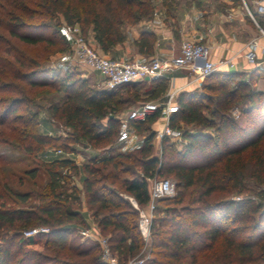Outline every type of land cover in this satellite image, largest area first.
I'll return each instance as SVG.
<instances>
[{
	"label": "trees",
	"instance_id": "obj_1",
	"mask_svg": "<svg viewBox=\"0 0 264 264\" xmlns=\"http://www.w3.org/2000/svg\"><path fill=\"white\" fill-rule=\"evenodd\" d=\"M154 11V0H0V92L10 94L0 125L12 132L26 154L23 160L36 161L25 171L32 180L28 191L7 185L0 167V264H108L98 242L77 239L85 223L78 209L82 200L113 253L126 263L145 241L139 209L120 192L146 208L150 179L160 176L173 177L177 193L157 200L162 207L154 211L147 264H264V91L253 90L236 72H213L200 93L179 94L172 125L180 128L182 120L200 128L184 130L186 144L180 148L163 139L161 153H154L152 130L132 151L91 157L81 166L69 158L45 161L39 156L48 147L72 150L68 142L111 143L122 113L140 98L132 89L122 97L118 89L94 88L79 73L66 71L67 78L60 79L39 46L61 45V51L69 43L62 25L79 24L108 53L125 41L127 26ZM154 41L146 31L137 44L151 53ZM152 84L149 98L168 86L164 78ZM235 107L239 118L231 115ZM42 109L70 127L68 139L40 131ZM155 120L134 125L140 131ZM41 172L47 178L38 183ZM79 172L81 181L75 180ZM240 195L246 197L233 199ZM42 225L49 232L24 236L25 230ZM40 241L43 248H33Z\"/></svg>",
	"mask_w": 264,
	"mask_h": 264
},
{
	"label": "crops",
	"instance_id": "obj_2",
	"mask_svg": "<svg viewBox=\"0 0 264 264\" xmlns=\"http://www.w3.org/2000/svg\"><path fill=\"white\" fill-rule=\"evenodd\" d=\"M166 2H172V4L167 3L169 4L167 5L164 0H154L156 13L136 25L127 26L125 41L113 46L108 53L101 49L92 31L89 32V38L98 50L109 56L122 60H149L177 55L180 52L183 39L202 34L210 49V58L213 61L217 62L221 59L234 61L233 67L225 66L215 72H236L242 80L250 84L253 90L264 91V71L256 69L255 65L245 57L252 40L258 42L259 59L264 57V15L257 13L256 0H168ZM249 11L254 14V18L251 17ZM146 31L155 35L151 53L142 52L137 44L141 34ZM77 63L88 66L78 60ZM90 69L98 75L99 79H102L97 71L94 72L95 70ZM158 78L166 79L168 86L156 98H149V95L154 92L153 79L145 78L129 84L132 90H136L140 94V98H133L131 103L135 105L142 101H160L166 99L170 94H174L177 99L182 92L200 93L204 81L203 78L185 68L177 69ZM129 110L127 108L121 117L126 116ZM160 124V120H155L152 129L155 131L160 127ZM40 128L41 132L47 135H52L53 131L59 129L55 119L47 110H42L40 113ZM132 136L135 140H141L139 137L143 139V134L135 125L132 129ZM80 144L85 147L84 152L75 147L69 152L52 154L53 159L69 158L80 164L83 155H89L92 152L89 143L83 141ZM139 146L141 145L137 147Z\"/></svg>",
	"mask_w": 264,
	"mask_h": 264
},
{
	"label": "built area",
	"instance_id": "obj_3",
	"mask_svg": "<svg viewBox=\"0 0 264 264\" xmlns=\"http://www.w3.org/2000/svg\"><path fill=\"white\" fill-rule=\"evenodd\" d=\"M257 13L264 15V0H256ZM154 13H156L154 11ZM251 17L254 14L249 11ZM69 43L72 45L74 55L78 61L88 65L93 70L97 71L102 76V81L106 89L116 90L122 86L129 85L139 80L155 79L177 69L185 68L191 73L198 75L200 78H205L225 66H234L232 59H221L213 61L210 58V49L205 43V38L202 34L188 36L182 40L180 52L168 58H152L149 60L132 59L122 60L116 57L109 56L98 50L91 39L85 36L79 24L62 29ZM264 33V30H263ZM258 42L252 40L249 50L246 52V59L255 65L256 69L264 71V57L259 59L257 51ZM179 111V105L174 94H170L164 100L145 101L131 108L126 116L120 117V126L118 129L117 144L129 145L133 143L132 129L134 123L144 122L154 116L160 120L161 124L156 129L154 142L159 144L163 139H168L182 147L186 144L183 137V130L172 125V116ZM232 116L239 118L240 111L237 107L231 110ZM161 146V144H160ZM161 153V147H159ZM63 149L48 148L43 152V159L52 161V154H62ZM177 193L176 180L171 177L154 178L150 182V201L146 208H140L136 201H132L135 207L140 211L139 230L145 241V244H150L151 226L154 217V211L157 207V200L162 197H173ZM246 196H234L233 199L241 200ZM257 200L256 196H251ZM49 227L38 226L24 231L25 237H32L40 233L49 232ZM82 236L90 240L97 241L101 248V256L104 262L108 264H147L150 255H143L128 260L126 263H121L118 257L113 253L110 247L107 236L96 233L90 228L80 230ZM145 246V247H146Z\"/></svg>",
	"mask_w": 264,
	"mask_h": 264
},
{
	"label": "rangeland",
	"instance_id": "obj_4",
	"mask_svg": "<svg viewBox=\"0 0 264 264\" xmlns=\"http://www.w3.org/2000/svg\"><path fill=\"white\" fill-rule=\"evenodd\" d=\"M65 27H67V26L62 25L61 30L65 29ZM47 33L50 34V32H47ZM85 36L89 37V33ZM25 46H26V49H29L30 51L31 50L37 51V49H38L37 47H33V46H28V45H25ZM43 47L44 46L40 45L39 51H42L41 54H43L44 56L50 55V59H49V61L46 62V64L52 65L53 67L57 68V70H58L57 73H58L60 79L67 78L66 71H70L73 73H79L82 77L86 78L89 81L90 85L94 88H99V89L105 88V86H104L105 84L103 83V81H101L103 79H99L98 75L94 74L92 72V70L89 68V66L80 65L77 63V59L74 55V50H73L71 44L68 43V45L63 46L61 51H59L61 49V45H58V46L53 47V48H48V49L45 48V50L42 49ZM94 72H96V71H94ZM129 89H131V88L129 85H127V86L118 88V91L122 97H127V96H129V94H128ZM42 91H46V90H42ZM9 95L10 94H8V93L0 92V120L3 118V114H4L5 110L7 109V107L9 106V103L7 101H5V99ZM42 95H45V94H42ZM45 97H47V96L45 95ZM42 103L44 104L45 102L42 101ZM136 105H138V104H135V105L134 104H128V106H127L128 110L130 108L135 107ZM42 110H46V109H42ZM125 110H127V108ZM231 115H233L232 112H231ZM55 122H56L57 126L59 127V129H58V131L57 130L53 131V134L52 135L50 134V136L61 137L63 140L68 139L71 135V132H72L70 127L64 125L63 123L58 122L57 120H55ZM177 123H178V126L183 131L184 130L195 131L196 129H200V128L196 127L194 124H187L182 120L178 121ZM141 128L142 129L140 130V132H141V134H143V139H142V137H139V139H141V140H135V138H133V143L129 144V145L117 144L116 132H115V135L113 137L114 138L113 141L111 143L104 145L103 147H95V146L90 144V147H91L90 151H92V152L89 155L88 154L83 155V153H82L83 158L81 160V163L77 164L75 162L76 165L81 166L84 162H87L93 156H98V158H103V157H108V156H112V155H117L118 153H126L129 151H132L133 149L137 148L138 145H142L143 141H144V137L149 135V133L153 130L152 127L149 128L148 125L142 126ZM40 131H41V128H40ZM13 137L14 136H13L12 132H10L9 129L5 128V126L0 125V167L2 168V172L5 173L3 180H5L7 182L6 184L11 186L12 189L15 191H28V189L32 187L31 186L32 180L27 176L25 171L29 167H32L33 165H35L36 161L32 157H30L29 159L23 160V158L26 157V154L22 151L21 147L13 140L14 139ZM65 141H67V140H65ZM68 143L72 149L75 147H78L77 149H81V151H83V152L85 151V150H83L85 147H83V144L81 145L80 142H78V143L68 142ZM160 144L158 142H156V143L154 142V153L157 152L158 154H160V152H159ZM176 147L180 148V145L177 144ZM48 148H55V147H48ZM48 148H46V149H48ZM46 149H44L42 152L39 153V156L42 159H43V157H42L43 152ZM57 149H60V148H57ZM61 149H63V148H61ZM63 151H65V150L63 149ZM69 151H71V150H69ZM69 151H66V152H69ZM1 164L3 166H1ZM64 172L69 173V171H67V169H64ZM71 173H73V172H71ZM80 174L81 173L79 172V174L75 175V180L81 181V175ZM2 177H3V175H2ZM46 178H47V176H45L41 172L37 178L38 183L39 182L42 183V182L46 181ZM155 178L160 179V178H165V176H160V177H155ZM171 178H173V177H171ZM153 179L154 178H152L150 180H153ZM78 183L80 184L81 182L78 181ZM120 193L122 195H124V197L129 198L132 201L133 198L131 196H129L128 194H125L123 192H120ZM157 206L162 207L158 201H157ZM78 209L82 212L84 219H85V223H84V225L79 226L78 230L76 231L77 239H78V241H81V242H84L86 240L90 241L89 238L82 236L81 233L79 232V230L84 229L86 227L92 229L96 233H100V230L97 226V223L93 219L92 211L88 208V206L85 204V202H83V200H82L81 206ZM87 218H89V219H87ZM91 242H92V240H91ZM43 243L44 242L40 241L36 245H34L33 248L42 249ZM145 246H146V244L144 242V247H143L142 251L136 257H140V256L147 254V255H150V259H151L152 255L149 251L150 250V248H149L150 244H147L146 247ZM97 254L99 255V252H97Z\"/></svg>",
	"mask_w": 264,
	"mask_h": 264
},
{
	"label": "water",
	"instance_id": "obj_5",
	"mask_svg": "<svg viewBox=\"0 0 264 264\" xmlns=\"http://www.w3.org/2000/svg\"><path fill=\"white\" fill-rule=\"evenodd\" d=\"M146 79H149V77H147ZM112 116V115H111ZM133 201V200H132ZM135 201V200H134Z\"/></svg>",
	"mask_w": 264,
	"mask_h": 264
}]
</instances>
